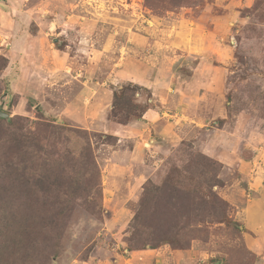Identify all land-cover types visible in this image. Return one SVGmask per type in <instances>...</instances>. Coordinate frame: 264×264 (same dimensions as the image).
<instances>
[{"label": "rangeland", "instance_id": "rangeland-1", "mask_svg": "<svg viewBox=\"0 0 264 264\" xmlns=\"http://www.w3.org/2000/svg\"><path fill=\"white\" fill-rule=\"evenodd\" d=\"M0 8V109L10 115L0 119L1 217L16 207L35 213L30 237L47 264H261L247 244L261 238L241 210L246 175L259 184L264 173V0H0ZM148 52L165 82L161 102L115 71ZM54 81H69L56 96ZM81 81L84 107L103 82L107 127L58 121L50 110L54 97L57 109L76 99ZM144 110L156 113L142 135H113Z\"/></svg>", "mask_w": 264, "mask_h": 264}, {"label": "crops", "instance_id": "crops-1", "mask_svg": "<svg viewBox=\"0 0 264 264\" xmlns=\"http://www.w3.org/2000/svg\"><path fill=\"white\" fill-rule=\"evenodd\" d=\"M6 12H7L6 10H2L0 8V16H2V14L4 13L7 14ZM56 25L57 23L50 21L49 29H51L52 27L56 29ZM1 33L3 32H2V28L0 27V35ZM91 57L94 58L96 61L97 59L100 60L101 59L100 52L97 51ZM144 58L145 59H120L117 65L121 68H119L118 70L115 69V71L118 74V76L126 78L127 80H130L135 84H138L139 86L151 91L152 95L157 96V99L161 102L162 98H161L160 89L163 87L165 83L162 78L163 75L159 70V68H157L156 70L154 69L152 70L151 67L152 63H150L151 59H149L150 52H148V55ZM96 61H94L93 63H96ZM85 71H87L86 68ZM77 76H83L85 79L88 78L87 73L85 75L82 72H80V75ZM57 77L58 76L56 75L53 80H56ZM63 79L66 81L67 76H64ZM74 80H78V77H75ZM68 82L69 81H67V83ZM67 83L65 82L64 84L61 85V84H55L54 81V84L50 85L52 89L49 90V93L54 94L56 96L55 94L56 88L54 87L63 90V88L67 86ZM80 83L82 84L81 86H83L84 89L83 90L81 89L76 99H73L72 101L70 100L69 103H66V106L62 108L65 113L63 112L61 115H60V111L62 109L61 108L57 109V107H62V99L60 97H54L57 98L55 102V105L57 107L55 108L50 107V110L53 109L56 116L59 114L56 117L57 118L56 120L60 121L61 117L64 116V119L66 118V120L69 121L70 123L77 124L79 126L93 122L91 126L96 127L97 129H101L102 127L105 126L107 127L108 123L106 122V115L103 109V105H101V97L103 96L104 92L106 94L105 89L103 87H100L103 85V82L101 83L97 81L95 82L94 88L91 89V95L87 97V101L84 103L86 104L85 107L81 106L82 104L81 97L86 96L87 94V88H88L87 82L81 81ZM189 99L191 98L189 97ZM88 105L90 106V108L85 110V108L88 107ZM35 109L38 110L39 106H36ZM154 113L156 112H154L153 110L145 111L142 116L141 122H134L132 124H127V125H119L118 127H116L115 133H113V135L118 139L119 137H122L124 135L131 137H134V135H138V136L142 135L143 134L141 133L142 128L149 126L150 122H153V119L155 118ZM17 116H22V115H17ZM167 116H169V118L171 117H177V119L182 118L176 114L167 115ZM89 117H92L91 121L90 119H88ZM190 120L192 121V119ZM135 143L137 144L134 147V152L139 150L141 145L138 141ZM253 175L252 174L246 175V179L248 181L247 199L245 201V206L242 207L241 214L248 221L246 223L247 226H249L250 228H255V229L257 228L258 231L257 238L259 237L261 238V240L256 241V244L248 243L249 242L248 241L247 244L251 247L250 250H252V252H254L256 256L259 258L260 260L259 262L261 264H264V173L262 175H259V177L261 176L260 178H257V179H261V183L259 184L258 182L257 184L253 182V180H256L255 177H253ZM252 187L254 189H252Z\"/></svg>", "mask_w": 264, "mask_h": 264}, {"label": "trees", "instance_id": "trees-1", "mask_svg": "<svg viewBox=\"0 0 264 264\" xmlns=\"http://www.w3.org/2000/svg\"><path fill=\"white\" fill-rule=\"evenodd\" d=\"M129 86L140 89L137 85L131 84ZM115 97H117V92L113 94V98ZM83 159H85V155L81 154V160L79 158L77 162L83 165ZM92 165H94L93 162ZM35 168L33 166V169ZM33 169L25 167V170L32 171ZM21 175V172L16 174L17 177ZM17 181H20L24 187H27V184H29L32 188L37 182L25 178H17ZM16 190L15 187L12 188L11 193L15 194ZM18 193L20 192L18 191ZM11 200L17 201L16 198ZM13 210L15 215H9V220H7L5 216L1 217L2 212L0 209V264H47L51 256L47 255L44 250L39 251L37 247L38 240H33L30 237L31 233H36L37 224L35 221L38 218L35 217V213L29 214L20 209V207H16ZM3 219L5 221L4 224ZM7 224H9V227H7Z\"/></svg>", "mask_w": 264, "mask_h": 264}, {"label": "water", "instance_id": "water-1", "mask_svg": "<svg viewBox=\"0 0 264 264\" xmlns=\"http://www.w3.org/2000/svg\"><path fill=\"white\" fill-rule=\"evenodd\" d=\"M10 115L0 109V119H9Z\"/></svg>", "mask_w": 264, "mask_h": 264}, {"label": "bare ground", "instance_id": "bare-ground-1", "mask_svg": "<svg viewBox=\"0 0 264 264\" xmlns=\"http://www.w3.org/2000/svg\"><path fill=\"white\" fill-rule=\"evenodd\" d=\"M114 177V176H113ZM112 182V181H111Z\"/></svg>", "mask_w": 264, "mask_h": 264}]
</instances>
